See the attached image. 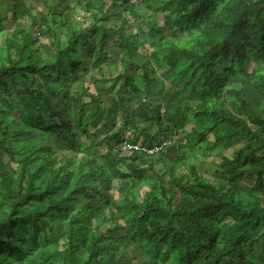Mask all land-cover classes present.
<instances>
[{
    "label": "trees",
    "instance_id": "16d2710c",
    "mask_svg": "<svg viewBox=\"0 0 264 264\" xmlns=\"http://www.w3.org/2000/svg\"><path fill=\"white\" fill-rule=\"evenodd\" d=\"M31 1L0 0V264H264V0Z\"/></svg>",
    "mask_w": 264,
    "mask_h": 264
},
{
    "label": "rangeland",
    "instance_id": "374dc122",
    "mask_svg": "<svg viewBox=\"0 0 264 264\" xmlns=\"http://www.w3.org/2000/svg\"><path fill=\"white\" fill-rule=\"evenodd\" d=\"M31 2H33V4H35V5H38L39 0H32ZM70 7L72 8L73 4H71ZM84 18H85L84 17V12L81 11V10H78L77 13L75 14V20H81L82 21V20H84ZM139 22L143 23L144 22V17ZM139 22H137L135 26H137V24L139 25ZM142 43H144V42H142ZM141 51H142V53H147L148 54L147 50H141ZM160 85H162V91H164V90L169 88L170 83L167 80H161V77H160L159 86ZM209 139L211 140V138H209ZM226 153H228V152H226ZM154 159L157 160L158 156L157 155L154 156ZM200 162H202L201 169H202V172H204V174L206 175V177L207 176H212L214 171H215V169H216V164L218 162V156L209 157L207 159H199L195 163H200ZM158 166L160 167L161 165L158 164ZM141 192L143 193L144 189ZM144 194L145 193H143V195ZM129 251L133 255H139V251H134V250H129Z\"/></svg>",
    "mask_w": 264,
    "mask_h": 264
},
{
    "label": "built area",
    "instance_id": "2783aa9c",
    "mask_svg": "<svg viewBox=\"0 0 264 264\" xmlns=\"http://www.w3.org/2000/svg\"><path fill=\"white\" fill-rule=\"evenodd\" d=\"M161 146H158V147H155L151 150H146V149H143L144 152H147L148 154H153L154 152H158V150L160 149ZM135 149H137V147H133Z\"/></svg>",
    "mask_w": 264,
    "mask_h": 264
},
{
    "label": "clouds",
    "instance_id": "9594fccd",
    "mask_svg": "<svg viewBox=\"0 0 264 264\" xmlns=\"http://www.w3.org/2000/svg\"><path fill=\"white\" fill-rule=\"evenodd\" d=\"M150 150H151V149H150ZM144 153L148 154L147 152H144ZM156 153H158V152H154L153 154H148V155L153 156V155H155Z\"/></svg>",
    "mask_w": 264,
    "mask_h": 264
}]
</instances>
